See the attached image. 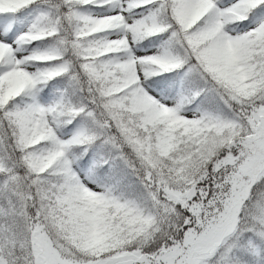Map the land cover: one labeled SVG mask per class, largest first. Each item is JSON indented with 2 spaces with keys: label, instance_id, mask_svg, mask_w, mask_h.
Returning a JSON list of instances; mask_svg holds the SVG:
<instances>
[{
  "label": "snow or ice",
  "instance_id": "6c2138e0",
  "mask_svg": "<svg viewBox=\"0 0 264 264\" xmlns=\"http://www.w3.org/2000/svg\"><path fill=\"white\" fill-rule=\"evenodd\" d=\"M0 264H264V0H0Z\"/></svg>",
  "mask_w": 264,
  "mask_h": 264
}]
</instances>
